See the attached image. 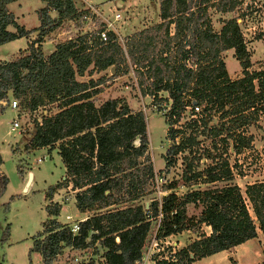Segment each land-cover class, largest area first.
<instances>
[{
	"label": "trees",
	"instance_id": "16d2710c",
	"mask_svg": "<svg viewBox=\"0 0 264 264\" xmlns=\"http://www.w3.org/2000/svg\"><path fill=\"white\" fill-rule=\"evenodd\" d=\"M9 1L0 0V44L30 31L36 34L18 54L0 60V112L11 97L28 110L58 102L57 111L35 122L26 147L56 144L64 177L48 185L45 196L50 198L56 188L70 183L76 209L91 211L72 232L55 218L59 203H45L50 217L41 222L42 230L28 252L37 251L42 264H50L64 245L82 249L98 242L104 248L98 264H133L142 256L155 218V239L183 229L196 236L166 255L154 253L153 264L191 263L242 244L255 237L257 229L264 240V179L246 182L243 189L227 182L181 194L172 190L178 182L171 179L163 183L162 189L170 191L160 199L105 208L154 191L146 188L155 175L147 153L146 119L122 97L94 104L91 97L103 79L79 78L86 71L110 67L112 74L126 72L127 58L141 94L156 102L163 98L158 92L165 91L170 100L163 112L170 142L158 176L163 177L182 152L181 185L228 181L235 166L228 160L229 151L237 153L250 145L252 134H245L244 127L264 110V66L248 69L249 51L236 17L222 19L216 31L208 15V7L231 11L238 0H157L159 21L127 35L123 45L110 29L104 39L99 38L96 32L104 27L100 22L95 31L58 41L47 53L41 47L45 36L64 19L84 21L91 12L78 8L74 0H41L44 4L36 10L39 24L25 29L8 10ZM230 48L241 70L234 78L220 55ZM186 107L190 116L174 126ZM212 112L217 113L216 123H208ZM6 182L0 171V194ZM189 203L199 207L196 215L186 214ZM201 225H207L208 232ZM230 262L237 264L234 259ZM84 264L95 261L91 258Z\"/></svg>",
	"mask_w": 264,
	"mask_h": 264
},
{
	"label": "rangeland",
	"instance_id": "374dc122",
	"mask_svg": "<svg viewBox=\"0 0 264 264\" xmlns=\"http://www.w3.org/2000/svg\"><path fill=\"white\" fill-rule=\"evenodd\" d=\"M78 8H87L92 16H88L84 21H73L64 19L53 32L44 38L51 42L61 41L68 37H73L79 33H91L100 27V22L111 20L114 12L119 13V18L111 22L108 29L112 30L121 45L124 38L154 22L159 21L157 0H88L92 6H97V12L93 11L84 1L74 0ZM15 4V5H13ZM43 4L41 0H28L26 4L21 2H11V8L16 13L17 21L22 23V12H32L34 21L37 22L36 13L33 9ZM9 8V7H8ZM208 15L214 30H218L221 20L230 16H235L240 29L245 46L249 51V70L259 69L264 66V0H238L236 6L231 11H218L213 7H208ZM32 24V21L29 22ZM36 34V33H35ZM35 34L33 37H35ZM43 38V39H44ZM32 39V38H29ZM24 38L8 40L0 44V60L12 57L20 52ZM42 45V44H41ZM49 42L44 43L42 50L44 53L51 48ZM124 47V46H123ZM223 58L226 71H229L231 78L241 75L238 70V61L232 55V48L223 50L220 53ZM127 70L123 73L112 74L109 68L99 71H86L82 79L101 77L103 80L98 84L100 89L91 98L94 104L109 97H122L126 100L132 111L141 110L146 119L147 132V153L154 169V178L146 184L147 189H154L144 193L138 199L132 201H119L105 207H118L123 205L142 203L153 198L160 199L161 195L170 191L162 189L163 183L171 179H177V186L172 190L181 194L190 188L218 186L227 182L237 183L243 189L246 182L264 179V110L257 112V118L244 127V133L253 135L250 145L241 148L237 153L229 151L228 160L235 162L234 173L230 180L214 182L212 184H187L181 185L180 173L184 167L185 159L182 152L177 153L175 162L169 167L163 177L158 176V170L163 167V157L169 140L166 137V127L163 112L168 107L170 100L166 98L165 91L158 93L162 99L151 100L147 94H141L136 83L132 66L126 58ZM237 72V73H236ZM228 73V72H227ZM8 102L2 112H0V171L7 177L4 190L0 194V264H41L39 254L29 251L31 237L37 232L39 220L42 214L43 199L45 189L48 185L62 180L64 169L56 153L55 145L48 147L27 148L26 143L34 132L35 122L40 121L43 116L50 115L59 109L57 101L39 106L35 110H28L21 105L11 108ZM199 107L197 111H199ZM208 123L218 121L217 113L212 112ZM190 116L189 107H186L180 114V118L174 126L180 125ZM17 118L24 127L21 134H16L9 130V121ZM228 140V144L230 140ZM208 141H206V144ZM44 156V157H43ZM38 157L42 159L38 160ZM28 171L31 172V182L28 190L23 191L24 179H27ZM69 185V184H68ZM71 186L62 185L54 190L51 197L59 198L64 203L61 209L62 215L67 212L74 216L76 208L72 203ZM48 202H52L51 199ZM77 211V210H76ZM199 207L187 204L186 214L196 215ZM67 216V215H66ZM68 217V216H67ZM148 233L142 246V255L149 258L154 253L166 255L173 250L171 244L162 243L154 238L157 220L152 219ZM189 233V232H187ZM191 237V236H190ZM180 240L185 239L182 234ZM189 238V236L187 237ZM99 248L94 244L86 249L67 250L60 257L52 260L50 264H71L74 256V263H81L91 259H98ZM201 263L211 262V264H232L230 259L236 260L237 264H248L258 262L264 264V240L257 229L256 236L249 238L245 242L235 247H230L211 256L204 257ZM197 262V264H201Z\"/></svg>",
	"mask_w": 264,
	"mask_h": 264
},
{
	"label": "crops",
	"instance_id": "0c3cea01",
	"mask_svg": "<svg viewBox=\"0 0 264 264\" xmlns=\"http://www.w3.org/2000/svg\"><path fill=\"white\" fill-rule=\"evenodd\" d=\"M13 1H16V2H21V0H12V1H9L7 4H6V6H7V8H8V10H10L12 13H13V15H14V19H15V21L18 23V24H21L25 29H33L34 27H36L38 24H39V21H37V22H35L34 21V16H33V14H32V12H27V11H25V12H22V23H20L19 21H17V17H16V13L14 14V11H12V10H14V9H12L11 8V2H13ZM27 1L28 0H22V3H24V4H26L27 3ZM82 1H84L93 11H95V12H97V10H98V8H97V6H92V5H90L89 3H88V0H82ZM43 2V1H42ZM43 4H44V2H43ZM42 4V5H43ZM13 5H15V4H13ZM41 5V6H42ZM76 5V4H75ZM77 6V5H76ZM40 7V6H39ZM86 8V7H85ZM38 9V7H36L35 9H33L34 11H35V13H36V10ZM50 14H53V11H50ZM36 17H37V13H36ZM37 20H38V18H37ZM30 21H32V24H30L29 22ZM9 28H12V26H8ZM36 33V31H30V32H28V34L27 35H24V36H20V37H17V38H14V39H12V40H19V39H21V38H24L25 39V42L22 44V47L21 48H24L25 46H26V42H27V40H29V38H33V36L34 35H32V34H35ZM47 42H49V44L51 45L50 47L51 48H49L48 49V52L50 51V50H52L53 49V47H54V44L56 43L55 41H52L51 42V39H50V41H48V39L47 38H44L43 39V41L41 42V47L43 46V44L44 43H47ZM7 58V57H6ZM238 70L240 71V66L238 67ZM228 72V74L229 75H231V73L229 72V71H227ZM237 73V72H236ZM237 76H239V75H237ZM237 76H235V77H237ZM252 137H253V135H252ZM56 150V149H55ZM58 155V154H57ZM59 157V156H58ZM60 159V158H59ZM42 160V159H41ZM41 160H39V161H41ZM60 162H61V160H60ZM62 164V163H61ZM62 167H63V165H62ZM63 169H64V167H63ZM25 181H26V179H24L23 180V182L25 183ZM30 182H31V179H30V181H29V183L27 184V186H26V190H28V186H29V184H30ZM56 182V180L53 182V183H51V184H54ZM69 184V185H68ZM67 185H66V187H68V186H70V183H68ZM46 190V189H45ZM71 190H73L72 192L73 193H71V198L70 199H72V203H73V205H74V191H75V189H71ZM44 198H46L45 200L43 199V207H44V205H45V203H47L48 202V200L49 199H51V201L52 202H57V203H59V205H60V207H59V210H58V214L57 215H55V218L60 222V223H62V224H70V223H72V222H75V221H80V220H82V219H84L86 216H88L89 214H91V211H87V210H84V211H79V210H75L74 212V216H71L70 214H68L67 212H65L63 215H62V211H61V209L64 207V203L63 202H61L60 203V199L59 198H56V197H50V198H48V197H46L45 196V194H44ZM74 207H75V205H74ZM76 208V207H75ZM68 217H67V216ZM47 217H50V216H48L47 215V213H46V211L43 209L42 210V214H41V217H40V220H39V226H38V229H37V232L36 233H34V235L31 237V243H30V246H31V244H32V239L34 238V237H36L37 236V234L38 233H40L41 232V230H42V227H41V222L44 220V219H46ZM201 227L203 228V230L205 231V232H208V230H209V228H208V226L207 225H201ZM187 232H189V233H187ZM182 234H184L185 235V239L183 240V241H181L180 240V236L182 235ZM189 236V238H187ZM191 236V237H190ZM196 236V232L195 231H193V230H191V229H183V230H181L180 232H177V233H172V234H168V235H166V236H164L163 238H161V239H158L160 242H162V243H167V244H171L172 245V249L174 250L175 248H179V247H181V246H183V245H185L187 242H189L192 238H194ZM97 248H99L98 250H99V252H101V251H103V247H101L100 245H99V243L98 242H95V243H93ZM29 246V247H30ZM28 247V248H29ZM87 248V247H86ZM86 248H82V249H78V248H72L71 246H69V245H64L62 248H61V251L56 255V257L54 258V259H56L57 257H60L65 251H67V250H77V251H79V250H81L82 252H83V250L84 249H86ZM31 251H34V250H31ZM37 254H39L37 251H35ZM65 254V253H64ZM39 256H40V254H39ZM92 258H93V256H91ZM204 257V256H203ZM203 257H201L200 259H197V260H195V261H193V262H191V263H188V264H197V262H200L201 263V261L200 260H205ZM75 258H77L76 256H74V259H72L73 261L74 260H76ZM40 259H41V256H40ZM53 259V260H54ZM98 259H101V257L100 256H98ZM98 259H96V260H94L95 261V264H98L96 261L98 260ZM73 261H71V264L73 263ZM87 261V260H86ZM86 261H81V263H74V264H84ZM41 264H42V261H41ZM133 264H153V260L151 259V258H149V257H147V256H144V255H142L141 256V258H140V260H136ZM201 264H211V262H205V263H201Z\"/></svg>",
	"mask_w": 264,
	"mask_h": 264
},
{
	"label": "built area",
	"instance_id": "2783aa9c",
	"mask_svg": "<svg viewBox=\"0 0 264 264\" xmlns=\"http://www.w3.org/2000/svg\"><path fill=\"white\" fill-rule=\"evenodd\" d=\"M119 16L120 15L118 12H114L110 21L109 20L104 21V23H103L104 27L96 32L98 34L99 38H102V39L105 38L106 29H108V26L111 24V22H113L114 20H117L119 18ZM9 102H10L9 106L11 108L18 107V102L15 98L11 97ZM197 109H198V106H194V110L197 111ZM23 129H24V127H22L21 123L17 120V118H11L10 119L9 130L14 131L16 134H21ZM38 160H41V159L38 157ZM69 227H70L72 232H75L78 229V222L75 221V222L70 223Z\"/></svg>",
	"mask_w": 264,
	"mask_h": 264
},
{
	"label": "water",
	"instance_id": "95a60500",
	"mask_svg": "<svg viewBox=\"0 0 264 264\" xmlns=\"http://www.w3.org/2000/svg\"><path fill=\"white\" fill-rule=\"evenodd\" d=\"M112 70H113V67H110V71H111V72H112ZM30 179H31V172L28 171L27 179H26V181H25V183H24V186H23V191L26 190V186H27V184L29 183Z\"/></svg>",
	"mask_w": 264,
	"mask_h": 264
}]
</instances>
